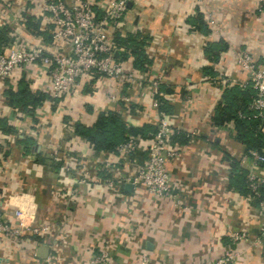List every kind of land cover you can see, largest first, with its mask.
<instances>
[{"label": "crops", "instance_id": "1", "mask_svg": "<svg viewBox=\"0 0 264 264\" xmlns=\"http://www.w3.org/2000/svg\"><path fill=\"white\" fill-rule=\"evenodd\" d=\"M90 1L100 16L112 0ZM36 2L0 0V31L7 39L0 52L48 48L50 25L38 16ZM105 35L115 46L113 60L133 70L135 81L88 74L53 100L45 70L15 69L0 78V214L14 222L20 210L27 224L48 228L42 236L25 232L20 243L2 239L0 264H83L100 251L108 253L105 264H214L232 251L239 253L235 264H264L263 245L230 241L239 232L253 240L260 217L240 189L239 171L245 174L251 159L232 122L212 120L223 90L252 89L235 51L264 65V19L256 0H128ZM138 52L141 69L133 65ZM151 79L158 82L157 95ZM21 86L43 96L33 109L8 102L6 93ZM155 97L180 134L171 138L178 156L167 165L177 205L142 187L124 189L145 160L158 117ZM100 113L145 127L128 163L116 152L93 151L75 134V125L90 127ZM81 160L89 173L77 183L74 167ZM40 247L44 258L37 256Z\"/></svg>", "mask_w": 264, "mask_h": 264}, {"label": "built area", "instance_id": "2", "mask_svg": "<svg viewBox=\"0 0 264 264\" xmlns=\"http://www.w3.org/2000/svg\"><path fill=\"white\" fill-rule=\"evenodd\" d=\"M127 1L112 0L97 16L90 0H72L70 3L64 0H37L38 16L50 25L48 48L41 45L8 47L0 52V78L10 77L15 69L39 72L45 70L50 79V98L53 100L72 92L88 74L103 75L120 83L135 81L137 75L133 70L124 69L113 60L115 46L105 35V31L113 29L125 13ZM256 12L264 19V0H256ZM234 59L240 70L246 73L254 91L248 109L252 112V117L263 118L264 65L244 50L235 51ZM157 85V80H149L154 95L158 94ZM152 106L157 110V101ZM157 116L154 130L147 136L145 160L143 164L133 168V173L127 180L131 186L142 187L148 194L160 199H170L177 205L179 200L172 192L167 165L178 156L177 147L171 143V137L178 132L168 124L159 110ZM137 141V136L128 137L118 145L116 153L125 163L130 161ZM246 156L251 159V165L244 174L246 198L248 201L256 200L254 206L260 217V224L253 240L244 232H239L232 233L230 241L234 245L250 242L251 245L264 246V196L261 197L259 192L264 187V150L250 149ZM88 171L87 162L77 161L74 172L79 173V178L76 182L84 183ZM13 220L14 222H5L0 214V241L7 239L20 243L25 232L42 236L48 229L47 226L27 224L20 210L14 211ZM238 254L232 251L214 264H235ZM107 258L108 253L100 251L83 264H105Z\"/></svg>", "mask_w": 264, "mask_h": 264}, {"label": "trees", "instance_id": "3", "mask_svg": "<svg viewBox=\"0 0 264 264\" xmlns=\"http://www.w3.org/2000/svg\"><path fill=\"white\" fill-rule=\"evenodd\" d=\"M5 30L0 31V43L5 42ZM139 52L136 55V62L133 64L135 68L141 69ZM217 54H212L216 58ZM6 97L11 105H19L22 108L33 109L43 99L41 94L30 93L25 86H21L16 93L7 92ZM254 97V91L248 87L239 88L235 85L222 92L223 105L217 106L212 117L215 125H221L227 121H231L235 130L236 139L244 145V151L247 150H264V117H252V112L248 109L251 100ZM158 103V110L164 113V109L155 97ZM160 105V106H159ZM75 134L84 138L90 144L93 151H104L107 153H115L118 145L125 142L128 137H143L146 133L145 127L133 128L126 126L117 114L100 113L97 115L94 123L90 127H84L79 124L75 125ZM180 134L173 135L172 141H176ZM35 160H40V154H35ZM54 169L58 168V163L52 165ZM241 173V184L244 194L247 195L245 189L243 172ZM261 197L264 193V187L259 189ZM256 204V200L252 201Z\"/></svg>", "mask_w": 264, "mask_h": 264}, {"label": "water", "instance_id": "4", "mask_svg": "<svg viewBox=\"0 0 264 264\" xmlns=\"http://www.w3.org/2000/svg\"><path fill=\"white\" fill-rule=\"evenodd\" d=\"M37 147V146H36ZM131 188V184H125L124 185V189L126 190L127 189V191L129 190ZM45 255H46V248L45 247H40L38 250H37V256L39 257V258H44L45 257Z\"/></svg>", "mask_w": 264, "mask_h": 264}]
</instances>
